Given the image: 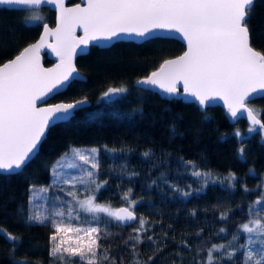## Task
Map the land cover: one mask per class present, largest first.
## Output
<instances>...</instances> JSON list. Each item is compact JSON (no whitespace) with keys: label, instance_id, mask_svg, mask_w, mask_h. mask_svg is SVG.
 <instances>
[{"label":"trees","instance_id":"1","mask_svg":"<svg viewBox=\"0 0 264 264\" xmlns=\"http://www.w3.org/2000/svg\"><path fill=\"white\" fill-rule=\"evenodd\" d=\"M53 18L47 6H0V63L35 39L40 24H52ZM248 23L252 46L264 51V0H255ZM182 49L175 38L155 36L140 42L117 40L106 47L90 45L75 58L84 78L70 80L47 101L86 97L89 103L48 128L38 151L21 169L0 172V229L20 238L11 241L0 235V264H63L49 255L50 237L86 246L90 240L83 230L90 227L100 229L93 234L101 237L97 264H111L113 258L116 264L133 260L141 264H207L213 245L223 246L219 252L213 251L220 257L213 264H240L246 240L240 225L253 215L257 197L264 204V133L258 128L249 133L250 125L241 118L231 122L219 105L200 110L191 101L166 99L132 84L161 59ZM43 63L50 60L44 58ZM120 87L126 91L103 95L109 88ZM247 105L264 120V95ZM236 131L242 133L240 138ZM241 146L245 149L242 158L238 153ZM76 148L97 150L93 179L76 186L54 181L57 161L73 155ZM194 171L202 175H193ZM229 172L236 176L231 185L224 179ZM97 183L102 185L99 190ZM129 190V200L138 203L131 206L137 219L127 224L104 213L69 210L74 196L83 195H92L113 208L129 207L123 199ZM35 214L48 219L29 221L28 216ZM140 218L146 224L139 233V254L133 257L135 241L130 237L137 235L134 229L139 228ZM53 221L82 231L57 233ZM233 250V259H226ZM105 255L109 260L103 259Z\"/></svg>","mask_w":264,"mask_h":264},{"label":"snow or ice","instance_id":"2","mask_svg":"<svg viewBox=\"0 0 264 264\" xmlns=\"http://www.w3.org/2000/svg\"><path fill=\"white\" fill-rule=\"evenodd\" d=\"M44 2L57 3V7L61 8L63 6V0H0V5L31 6ZM254 6L255 0H88L86 8L81 9L77 5L75 9L62 10L55 31H50L45 25L44 36L56 34L61 37L59 47L54 50L61 55L63 65L67 57L75 52L76 44L87 46L89 40L111 41L118 39L121 34L146 38L152 29L179 32L187 41L188 50L174 60H165L157 71L137 83L155 85L170 95H176V84L182 81L184 93L195 97L202 107L206 101L219 97L224 100L232 117L240 110L247 113L251 125L249 133L257 131V128L264 133V120L259 118V113L247 107L253 96L264 95V51L252 46L248 23ZM76 25L81 26L85 33L78 40L73 36ZM44 36L38 43L24 48L14 59L0 67V170L3 172L21 169L38 151L46 129L66 119L77 105L84 103L77 101L75 104L36 107L38 99H43L58 86L63 87L70 78L75 79L73 73H76V69L70 64L66 71L60 72L39 67L36 56L43 46ZM125 91L124 87L109 88L103 95ZM235 136L240 138L242 133L236 131ZM91 151L95 153L97 150ZM244 152L245 149L241 146L238 149L241 158ZM77 155L85 164L89 163L87 157L79 152ZM144 155L148 156L149 153L145 152ZM91 167L97 168L98 164L92 163ZM87 174L92 176L91 172ZM193 175L200 176L202 173L194 171ZM204 175L210 176L211 173ZM224 179L231 185L236 176L229 172ZM101 187V184H96L97 190ZM129 195L130 190L123 197L128 201L129 207L116 210L110 206L94 204V196H89L80 203L89 212L105 213L120 223L131 222L137 216L130 208L138 201L129 200ZM255 203L259 204L261 201ZM46 219L48 218L41 214L28 216L29 221L43 222ZM145 224V219L140 218L139 228L134 229L137 235L130 237V240L135 241L132 244L133 257L139 254L138 245L142 243L139 233ZM53 225L57 233L82 231L61 227L55 221ZM240 228L245 233L256 235V239H252L251 235L248 237V244H259L256 250L250 249L248 244L241 246L245 248V252L240 264H262L264 219L250 220L240 225ZM83 231L90 240L86 246L79 243L74 245L65 239L57 241L56 235H52L49 255L58 257L63 264H97L96 249L100 247L97 241L101 237H93V234H98L100 229L90 227ZM0 235L11 241L20 239L3 229H0ZM79 239L77 236V240ZM147 239L151 241L152 237L148 236ZM221 247L223 246L213 245L208 250L207 264L219 261L220 257L214 256L213 251L219 252ZM234 252L235 250L228 252L226 259L232 260ZM103 259L109 260V257L105 255ZM152 259V256L148 257L149 261ZM111 264H116L114 258ZM130 264H141V261L133 260Z\"/></svg>","mask_w":264,"mask_h":264},{"label":"water","instance_id":"3","mask_svg":"<svg viewBox=\"0 0 264 264\" xmlns=\"http://www.w3.org/2000/svg\"><path fill=\"white\" fill-rule=\"evenodd\" d=\"M87 3H88V0H76V1H73V2H68V0H63L62 8L61 7H57V3H47V2L41 3L40 5H31V6H29V5H10V6L9 5H0V6H5V7L21 8V9H31V8H39L41 6H47L54 13L53 23L52 24H48L47 22L41 23L40 24V28H39V32H38V35L36 36V38L33 39L32 41L26 43L25 45H23L19 49V51L17 53H15L13 56H11L10 58H7L4 61H2L0 63V67H2L3 64L7 63L9 60L14 59L15 56L18 55L24 48L28 47L29 45H33V44L38 43L40 41L41 37L44 36L45 25H47V27H48V29L50 31L54 32L55 29L57 28L58 18L61 16L62 10L75 9L77 5H79V7L81 9H83V8L87 7ZM84 35H85V33H84L83 28L81 26H79V25H76L74 27V30H73V36L78 40L80 37H83ZM155 36L175 38V39L179 40L183 44V49L179 53H177L175 55L164 57L163 59L160 60V62L156 65V67H154L153 69L149 70L145 75L134 79L132 81V84L134 86H138V87H141V88H146V89L155 91V92H157L159 94V96H161L163 98H166V99L180 98L182 101H191V102L195 103L200 110H203L207 106L219 105L224 110V112L227 114V116H228V118H229V120L231 122H234L237 119L241 118L248 125H250V121L248 120V116H247V113L245 111L240 110V111L237 112V115L235 117H232L230 115V113L228 112V110H227V107H226V105L224 103V100L219 98V97H217L215 99H212V100H209V101H206L205 105L202 107L200 105L199 101L196 100L195 97L189 96V95L184 93V85H183L182 81H180V82H178L176 84V87H177V94L176 95H170V94L164 92L163 90H161L160 88H158L155 85H147V84L137 83L138 80L144 79L147 76L151 75L152 72L157 71L159 69L160 65L162 63H164L165 60H174L177 57L182 56L188 50L187 41L183 38L181 33L176 32L174 30L152 29L151 33L146 38L136 37L135 35H131L130 36V35H127V34H121L118 39H113L111 41H104V40L93 41V40H89L87 46L76 44L75 45V52L70 54L67 57L66 63L63 64V65H62V62H61V55L58 53V51L54 50V48H58L59 47L61 37H58L56 34H51V35L44 36L43 46L40 47V49H39V51L37 53L36 59L38 61V65H39V67L41 69H43V70H53L54 72L66 71L67 68H68V65L70 64V66L72 68L76 69V73H73V76L75 77V79H83L84 75L77 69V67L75 65V58L78 55H81V54L85 53L88 50L90 45H95V46H98V47H106L109 44H111L112 42L117 41V40H131V41H134V42H140V41H143V40H145L147 38L155 37ZM44 58L49 59L50 63L44 64L43 63ZM58 66H61V67L58 68ZM77 73H78V75H77ZM70 80H72V78H70ZM68 82H65L63 87H59L58 86L57 88H54L43 99H38L36 101V107L37 108H47L49 106L58 105V104H69V103L75 104L77 101H84V103L77 105L76 108H78L80 106H83V105H87L89 103V100L86 97H79V98H75V99H72V100H61L60 99V100H55V101H47L48 98H50L52 95H54L55 93L63 90L66 87ZM260 96H262V95H260ZM256 97H259V96H253L251 99L256 98ZM247 107L249 109H251L248 105H247ZM76 108H74L69 113L68 117L73 113V111ZM46 131H47V129H46ZM43 137H42V139H43ZM15 171H17V170H14L13 172H15ZM0 172H3V171L0 170ZM4 173H9V172H4ZM125 207H128V206L119 205V206L115 207L114 210L119 209V208H125ZM130 210L133 211L131 208H130ZM117 222H119V221H117ZM127 223H129V222L126 221V222L120 223V224H127Z\"/></svg>","mask_w":264,"mask_h":264},{"label":"rangeland","instance_id":"4","mask_svg":"<svg viewBox=\"0 0 264 264\" xmlns=\"http://www.w3.org/2000/svg\"><path fill=\"white\" fill-rule=\"evenodd\" d=\"M91 149L92 148H83V149L76 148L73 150V155L69 154V155L62 156L57 161L55 168L53 170L54 181L60 182V180H64L65 182L67 181V183L72 184V186L84 184L85 182L89 181L90 178H92L94 176L93 168L91 167V165H92V163H95V158H94L95 153H93L91 151ZM77 152H79L81 155L87 157L89 159V163L85 164L80 159V157L77 155ZM73 156L75 158H77L79 160V162L76 161ZM88 172L92 173L91 177L88 176V174H87ZM262 190L264 192V186H263ZM73 196H74V194H73ZM89 196H92V195H85V196L83 195L81 197L74 196L73 206L69 207V210H71V208H73V210H76V211L78 209H81L85 212H89L86 210V206L82 207L81 203H80L81 201H86ZM258 200L259 201L262 200L260 196L256 198V201H258ZM93 203L110 206L106 203H102V202H99L96 200H94ZM110 207L114 210V208L112 206H110ZM255 219H264V204L259 203L256 206V208L254 209L253 215L249 216L245 221L242 222V224L248 223L250 220H255ZM245 234H246L245 244H248V237L250 235H251L252 239L257 238L255 234H248V233H245ZM248 247L250 249L256 250L259 248V244H254V245L248 244Z\"/></svg>","mask_w":264,"mask_h":264}]
</instances>
